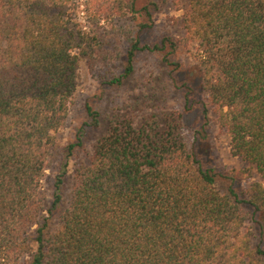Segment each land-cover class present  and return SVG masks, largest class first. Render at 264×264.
<instances>
[{
	"label": "trees",
	"instance_id": "1",
	"mask_svg": "<svg viewBox=\"0 0 264 264\" xmlns=\"http://www.w3.org/2000/svg\"><path fill=\"white\" fill-rule=\"evenodd\" d=\"M187 1L185 37L153 43L143 34L157 0L141 9L136 0H0V264H264V0ZM139 15L146 21L133 35L121 22ZM180 47L197 62L204 114L214 108L248 167L217 175L185 142L191 87L180 109H164L150 91L123 107L86 104L48 203L44 182L79 65L110 74L102 84L118 88L141 55L179 70ZM103 116L106 132L76 168L67 201L69 158ZM253 170L261 182L241 197L236 185Z\"/></svg>",
	"mask_w": 264,
	"mask_h": 264
},
{
	"label": "rangeland",
	"instance_id": "2",
	"mask_svg": "<svg viewBox=\"0 0 264 264\" xmlns=\"http://www.w3.org/2000/svg\"><path fill=\"white\" fill-rule=\"evenodd\" d=\"M149 0H136L137 9L148 4ZM157 10L153 12V25L151 30L143 34L144 40L149 42H161L170 37L175 41H181L185 37L183 30V16L188 7L187 0H157ZM146 18L137 16V20L127 19L121 25H131L133 35H136L139 23L145 22ZM148 22V21H147ZM106 25L107 23H102ZM119 24V23H118ZM182 67L179 70L165 67L161 61L162 56L151 54L141 55L138 58L135 72L127 83L122 87H108L102 84L107 75L97 71L92 73L87 62L79 65L77 72V91L74 105L71 108L65 126L59 130L55 158L47 171L44 188L47 192L48 203L52 202L53 183L62 162V150L67 145L75 143L77 134L85 122L88 121L86 104L90 103L94 109L101 111L108 103L116 102L117 106L123 107L127 103L134 102L137 96H144L157 91L160 94L161 106L168 107L185 106V92L183 87L187 85L194 90L192 105L185 112L183 120L182 136L188 146L195 150L202 160L206 169L221 175L233 169L247 168L248 165L240 158L233 156L231 151V137L226 130L220 128L218 116L214 108L209 105V112L204 114L203 103H208V96L200 88V74L197 70V62L187 49L180 47L174 56ZM116 71L114 74H119ZM106 81V80H105ZM146 98L143 99V101ZM172 105V106H169ZM107 122L103 116V125L97 129H91L83 138V146L75 150L69 158V174L66 181L65 198L69 201V195L73 187V177L76 168L84 163L89 164L93 156V145L106 132ZM221 191L226 193L229 184L218 177ZM261 182L256 170H253L251 178L240 181L236 185V191L243 197L251 184ZM249 226V224H248ZM57 219L50 222V230H58ZM27 259L23 264H27Z\"/></svg>",
	"mask_w": 264,
	"mask_h": 264
}]
</instances>
